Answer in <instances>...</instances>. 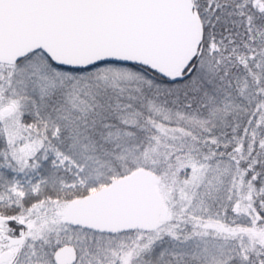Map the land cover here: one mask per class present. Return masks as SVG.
I'll list each match as a JSON object with an SVG mask.
<instances>
[{
	"label": "snow or ice",
	"instance_id": "6c2138e0",
	"mask_svg": "<svg viewBox=\"0 0 264 264\" xmlns=\"http://www.w3.org/2000/svg\"><path fill=\"white\" fill-rule=\"evenodd\" d=\"M0 264H264V0H0Z\"/></svg>",
	"mask_w": 264,
	"mask_h": 264
}]
</instances>
